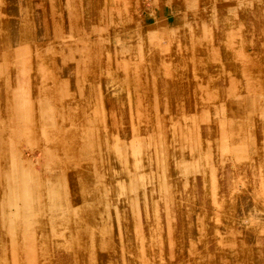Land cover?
<instances>
[{
	"label": "rangeland",
	"instance_id": "rangeland-1",
	"mask_svg": "<svg viewBox=\"0 0 264 264\" xmlns=\"http://www.w3.org/2000/svg\"><path fill=\"white\" fill-rule=\"evenodd\" d=\"M0 264H264V0H0Z\"/></svg>",
	"mask_w": 264,
	"mask_h": 264
}]
</instances>
